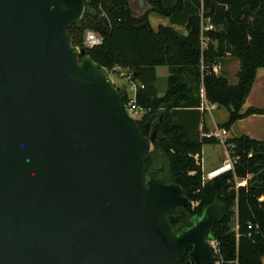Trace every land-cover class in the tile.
Listing matches in <instances>:
<instances>
[{
  "label": "water",
  "instance_id": "obj_1",
  "mask_svg": "<svg viewBox=\"0 0 264 264\" xmlns=\"http://www.w3.org/2000/svg\"><path fill=\"white\" fill-rule=\"evenodd\" d=\"M86 0H0V264H213L205 206L146 175L141 133L107 68L72 44Z\"/></svg>",
  "mask_w": 264,
  "mask_h": 264
},
{
  "label": "trees",
  "instance_id": "obj_2",
  "mask_svg": "<svg viewBox=\"0 0 264 264\" xmlns=\"http://www.w3.org/2000/svg\"><path fill=\"white\" fill-rule=\"evenodd\" d=\"M181 1L166 7L159 0H149L150 7L138 13L130 0H86L81 18L67 31L72 44L84 48L85 55L110 74L119 68L131 72L135 79L147 68L167 67V87L162 95H156L145 83L136 91V105L141 111L136 122L141 133L148 136L158 125L159 137L146 155L145 173L178 184L189 200L183 215L168 217L174 232L189 226V219L199 216L205 206L220 202L224 213L212 228L218 260L221 264H262L264 140L245 134L225 140L232 145L230 154L238 157L235 176L252 175L245 187L235 186L232 172L203 181L202 146L219 141L199 135L197 125L201 86L209 103L228 112L221 128L229 129L237 120L253 114L264 115V107L250 105L242 111L257 69L264 68V0H192L196 8L187 17L186 34L169 26L152 27L151 12L172 15L180 10ZM200 13L213 25L205 32L204 44L200 40ZM86 29L97 32L101 43L84 46ZM227 54L239 61L235 84L212 69ZM116 88L127 104L125 88ZM188 250L180 264H184Z\"/></svg>",
  "mask_w": 264,
  "mask_h": 264
},
{
  "label": "crops",
  "instance_id": "obj_3",
  "mask_svg": "<svg viewBox=\"0 0 264 264\" xmlns=\"http://www.w3.org/2000/svg\"><path fill=\"white\" fill-rule=\"evenodd\" d=\"M154 1H156V0H154ZM159 1H161L163 6L170 7V6L175 5L177 0H159ZM181 2H182V4L180 7V10L176 11L172 15L166 16V15H161L157 12H151L149 14V21H150L152 27L157 28V26H159V25L169 26L181 34H186L187 31L185 28V24H186L187 17L195 10L196 6L192 0H182ZM130 5L138 13H141L144 10H146L148 7H150L149 0H130ZM199 10H200V8H199ZM200 12H201V10H200ZM152 18H155L157 21L156 27L152 22ZM216 65L218 68V73L223 75L228 80V82L230 84H235L237 82L236 72L239 69V61L235 56L227 54V55L223 56L222 58H220L217 61ZM162 66H164V65L155 66L153 68H147V69L143 70L141 73H139L135 79H132V78L131 79H132V81L139 83V84H143V85H144V83L147 84L148 89L153 91L156 95L160 96L164 93V91L167 87V78L169 75L168 69L166 67V71H167V73L165 75L166 87H164L163 91L160 90L159 85H158V81H159V77H160V73H159L160 67H162ZM259 69H257V72L259 71ZM124 72H125V70L122 69L121 73H124ZM256 75H257V73H256ZM127 84L128 83L123 84V87L126 86V88L125 87L124 88L127 92L128 98H130L131 95L127 89ZM253 85H254V83H253ZM253 85H252L251 89H253ZM253 102H254L253 99H250L248 96L245 103L242 106V111L246 110L247 107H249L250 105H253V106L256 105ZM212 108L216 109L218 107L216 104L209 103L206 99L201 98V105H200V107H198V110L201 113L200 119H199L200 123L197 125V131L199 132V135H201V136H203V134L206 132L214 131L216 128H218L217 125H220L221 123H223L227 119L228 112L226 110L227 114H225V118L223 119V121H221L220 123H214V128L210 127L206 123L204 116H205L206 111L209 109H212ZM263 118H264V116H263ZM240 120H242V119H239L236 122H238ZM236 122H234L229 129H226L228 132V135H227L228 138L234 137L233 135H231V132H232V129H233ZM251 138H253V137H251ZM201 165H202V162H201ZM202 172H203V165H202ZM262 264H264V257L262 260Z\"/></svg>",
  "mask_w": 264,
  "mask_h": 264
},
{
  "label": "rangeland",
  "instance_id": "obj_4",
  "mask_svg": "<svg viewBox=\"0 0 264 264\" xmlns=\"http://www.w3.org/2000/svg\"><path fill=\"white\" fill-rule=\"evenodd\" d=\"M152 22L157 26V21L152 18ZM79 47V46H78ZM259 69V68H258ZM120 69H115V72L111 73L114 84L122 88L123 84L128 83V76L131 77V72L126 71L121 75ZM160 77L158 81L159 89L163 91L166 87V66L160 67ZM126 88V86H124ZM128 89V88H127ZM161 91V92H162ZM249 98L253 99V103L258 107H264V68H260L257 72L256 78L254 80L253 89L250 90ZM135 119L139 118L141 111H136L130 113ZM227 114L224 107H218L216 109H209L206 111L204 119L206 123L214 128V123H220L225 118ZM264 115L253 114L235 123L231 135L239 136L242 134L249 135L250 137L256 138L258 140H264ZM220 128V125H217ZM228 138V137H227ZM217 143L203 144L201 149V162L203 165V173L205 174L209 169L220 165L223 159L226 158V149L222 141L218 140ZM211 241V240H210ZM215 246V243H211ZM212 246V245H211ZM213 249V247H212Z\"/></svg>",
  "mask_w": 264,
  "mask_h": 264
},
{
  "label": "built area",
  "instance_id": "obj_5",
  "mask_svg": "<svg viewBox=\"0 0 264 264\" xmlns=\"http://www.w3.org/2000/svg\"><path fill=\"white\" fill-rule=\"evenodd\" d=\"M200 17H201L200 40L204 44V42L207 40V36L205 35V32L213 29V25H212V23H210L208 17L202 16V13H200ZM101 41H102V37L97 32H95L94 30L86 29L84 31V37H83L84 46L93 47L95 45L100 44ZM212 69L215 73H218V68H217L216 64H213ZM120 74L122 75L123 73H120ZM143 86H144L143 84H139V83L132 81L131 77L128 76L127 88H128V91L130 92L131 97L128 98L126 108H127L129 113L139 111V108L136 105L135 97H136V91L139 88H143ZM200 96H201V98H204V90H203L202 86L200 87ZM203 135L208 136V137L209 136L215 137L218 140L222 141L223 144L225 145L227 156L223 160L221 165L216 166L212 169H209L205 174H203L202 180L207 181V180L213 179V178H215V177H217L223 173L232 172L234 175L235 186L236 187H238V186L245 187L247 185L248 179L252 175L248 174L244 178H237L235 176L234 163L238 157L230 154L229 149L232 148V145L225 144V140H226L227 135H228L226 128H216L214 131L206 132ZM248 227L251 228V225H248ZM210 242L215 243V246L213 244H211L212 245L211 247H213V252L216 255L217 250H218L217 243L214 240L209 241V244H210ZM214 264H221V262L219 260H217Z\"/></svg>",
  "mask_w": 264,
  "mask_h": 264
},
{
  "label": "flooded vegetation",
  "instance_id": "obj_6",
  "mask_svg": "<svg viewBox=\"0 0 264 264\" xmlns=\"http://www.w3.org/2000/svg\"><path fill=\"white\" fill-rule=\"evenodd\" d=\"M149 176H153V175H149ZM186 258H187V257H186ZM186 258H185V259H186Z\"/></svg>",
  "mask_w": 264,
  "mask_h": 264
},
{
  "label": "bare ground",
  "instance_id": "obj_7",
  "mask_svg": "<svg viewBox=\"0 0 264 264\" xmlns=\"http://www.w3.org/2000/svg\"><path fill=\"white\" fill-rule=\"evenodd\" d=\"M214 263H215V262H214ZM214 263H213V264H214Z\"/></svg>",
  "mask_w": 264,
  "mask_h": 264
}]
</instances>
